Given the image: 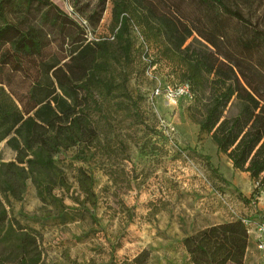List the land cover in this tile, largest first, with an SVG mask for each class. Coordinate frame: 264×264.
Instances as JSON below:
<instances>
[{
	"label": "trees",
	"instance_id": "obj_1",
	"mask_svg": "<svg viewBox=\"0 0 264 264\" xmlns=\"http://www.w3.org/2000/svg\"><path fill=\"white\" fill-rule=\"evenodd\" d=\"M68 1L72 13L53 0H0V146L16 152L15 160L0 163V244L18 248L12 264L38 258L12 219L11 199L23 196L29 179L43 187L42 178L58 174L60 152L93 147L105 100L125 88L115 69L132 62L135 29L187 80L189 104L196 101L201 111L200 136L210 134L234 168L258 183L255 204L264 192V0ZM109 3L111 35L90 38L88 28L99 27ZM187 28L203 50L180 48L176 39ZM203 53L231 64L253 100L240 96L233 81L212 77ZM243 219L187 236L190 263L244 264L250 233ZM144 258L123 264H146Z\"/></svg>",
	"mask_w": 264,
	"mask_h": 264
},
{
	"label": "rangeland",
	"instance_id": "obj_2",
	"mask_svg": "<svg viewBox=\"0 0 264 264\" xmlns=\"http://www.w3.org/2000/svg\"><path fill=\"white\" fill-rule=\"evenodd\" d=\"M53 1L74 10L68 0ZM111 12L109 3L99 27L88 28L90 38L111 35ZM195 36L187 28L176 41L184 49ZM132 40V62L115 69L117 79H127L125 88L105 100L93 147L60 152L58 174L42 178L43 187L29 179L23 196L11 199L12 219L28 235L24 242L38 264H123L141 253L146 264H192L187 236L264 217V210L251 214L264 199L251 205L258 183L234 168L210 134L200 136L197 102L166 97L169 87L186 83L182 73L150 48L140 30L132 31ZM204 55L212 77L233 81L240 96L253 100L231 64ZM156 87L163 93L153 101ZM15 157L3 142L0 163ZM19 255L15 246L0 244V264L17 262ZM244 264H255L251 252Z\"/></svg>",
	"mask_w": 264,
	"mask_h": 264
},
{
	"label": "built area",
	"instance_id": "obj_3",
	"mask_svg": "<svg viewBox=\"0 0 264 264\" xmlns=\"http://www.w3.org/2000/svg\"><path fill=\"white\" fill-rule=\"evenodd\" d=\"M162 89L160 87H156L153 91L151 100H155L157 97L162 95ZM166 97L168 98L170 103H178L181 99H191L192 93L190 91L188 84H182L176 86L174 88H168L165 92ZM260 197H264V192ZM259 197V199H260ZM243 221L249 227V233L252 231V228L255 229L257 234V248L261 252L262 256L264 257V221L259 220L257 222L252 221L249 218H244Z\"/></svg>",
	"mask_w": 264,
	"mask_h": 264
},
{
	"label": "crops",
	"instance_id": "obj_4",
	"mask_svg": "<svg viewBox=\"0 0 264 264\" xmlns=\"http://www.w3.org/2000/svg\"><path fill=\"white\" fill-rule=\"evenodd\" d=\"M262 199V197H260ZM264 210V199L263 202H259L258 205L252 207V216L256 217L259 211ZM252 221H259V219L252 218ZM251 245V246H250ZM250 245L248 247L247 253L251 252L252 256L254 258L255 264H264V257L262 256L261 252L257 248V234L254 228H252V231L250 232ZM247 256V255H246Z\"/></svg>",
	"mask_w": 264,
	"mask_h": 264
}]
</instances>
